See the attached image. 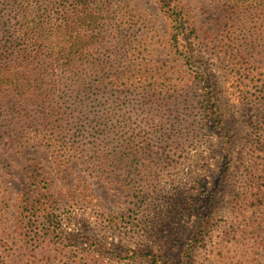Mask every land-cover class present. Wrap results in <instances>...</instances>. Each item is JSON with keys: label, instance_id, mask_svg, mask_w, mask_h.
Instances as JSON below:
<instances>
[{"label": "rangeland", "instance_id": "1", "mask_svg": "<svg viewBox=\"0 0 264 264\" xmlns=\"http://www.w3.org/2000/svg\"><path fill=\"white\" fill-rule=\"evenodd\" d=\"M250 1H185L200 31L227 41L231 61L215 64L200 43L201 63L172 48L155 0H111L134 81L86 102L85 115L106 123L93 160L17 135L0 143V243L45 264H264V13ZM198 67L212 77L219 129L195 109ZM44 123L42 133L75 147V121L61 133ZM30 176L65 196L63 234L36 243L17 223Z\"/></svg>", "mask_w": 264, "mask_h": 264}, {"label": "trees", "instance_id": "2", "mask_svg": "<svg viewBox=\"0 0 264 264\" xmlns=\"http://www.w3.org/2000/svg\"><path fill=\"white\" fill-rule=\"evenodd\" d=\"M155 1L171 21L172 48L183 54L187 62L199 61L194 53L197 43L206 46L208 61H231L225 37L218 40L213 33L200 31L186 0ZM248 4L264 13V0H251ZM129 46L126 24L116 18L111 0H0V143L13 141L17 135L55 152L74 149L78 157L86 154L91 160L106 123L102 116L89 118L83 109L88 100L107 94V88L117 91L122 78L128 83L134 81L133 76L127 75L131 67ZM193 75L192 81L200 90L194 97L195 109L207 121L213 118L215 129L221 128L212 77L199 67ZM174 93L167 95L175 101ZM154 103L148 99L143 106ZM71 120L75 121L72 135L78 140L75 147L62 146L55 135L41 132L44 122L59 128L60 133L68 131L66 124ZM32 132L34 138L30 137ZM87 137L91 140L81 149L83 145L79 143ZM123 149L129 150V156L136 154L133 147ZM47 179L30 176L27 185L20 189L17 223L25 243H36L29 241L40 235L48 238L63 234L59 200L65 196H58ZM26 227L30 234L25 233ZM6 243H0V264H45L35 255L26 260L23 250L17 254L18 249L10 246L8 240ZM74 245L80 244L75 241ZM185 252L189 258L191 253Z\"/></svg>", "mask_w": 264, "mask_h": 264}]
</instances>
